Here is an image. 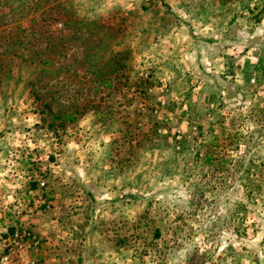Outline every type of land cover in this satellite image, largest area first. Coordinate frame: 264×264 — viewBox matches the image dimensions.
Wrapping results in <instances>:
<instances>
[{"label":"rangeland","instance_id":"1","mask_svg":"<svg viewBox=\"0 0 264 264\" xmlns=\"http://www.w3.org/2000/svg\"><path fill=\"white\" fill-rule=\"evenodd\" d=\"M5 255L264 264V0H0Z\"/></svg>","mask_w":264,"mask_h":264},{"label":"trees","instance_id":"2","mask_svg":"<svg viewBox=\"0 0 264 264\" xmlns=\"http://www.w3.org/2000/svg\"><path fill=\"white\" fill-rule=\"evenodd\" d=\"M53 46H51V48H52ZM47 48H49V47H46V49ZM49 50H51V49H49ZM31 61H33V59H31ZM44 64H47V60L46 61H44L43 62ZM100 80H99V82H98V85H103V86H111V81H113V78H111L110 76H108V77H104L103 75H101L100 74ZM45 105L47 106V107H49L50 106V104H49V102L48 101H46L45 102ZM51 112H53V110H50Z\"/></svg>","mask_w":264,"mask_h":264},{"label":"built area","instance_id":"3","mask_svg":"<svg viewBox=\"0 0 264 264\" xmlns=\"http://www.w3.org/2000/svg\"><path fill=\"white\" fill-rule=\"evenodd\" d=\"M1 260H2V263L3 264H8V262H9V256L8 255H5V256H3V258Z\"/></svg>","mask_w":264,"mask_h":264}]
</instances>
